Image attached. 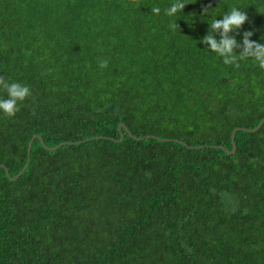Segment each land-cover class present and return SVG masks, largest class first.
<instances>
[{"label":"trees","instance_id":"1","mask_svg":"<svg viewBox=\"0 0 264 264\" xmlns=\"http://www.w3.org/2000/svg\"><path fill=\"white\" fill-rule=\"evenodd\" d=\"M184 2L0 0V76L31 90L0 112V264H264V124L230 152L264 70L201 43L238 7L264 44V0Z\"/></svg>","mask_w":264,"mask_h":264},{"label":"clouds","instance_id":"2","mask_svg":"<svg viewBox=\"0 0 264 264\" xmlns=\"http://www.w3.org/2000/svg\"><path fill=\"white\" fill-rule=\"evenodd\" d=\"M186 4L188 3H185L184 0H173V3L163 10L164 14L168 17L176 16L177 13H182ZM209 12L208 7L203 9L204 15H208ZM151 13L159 15L161 8L153 6L151 7ZM247 20L248 16L244 11L238 7H232L230 11L223 15L222 19H214L209 23V31L202 38L201 43L206 45L210 51L222 57L225 65H233L239 68V61L251 58L258 64L260 69L264 70V44L250 39L253 32L246 31L243 33L242 44L238 43L236 38L231 35L234 31L239 30ZM176 21L169 25L171 29L179 28ZM217 35L220 37L219 40L216 38ZM237 48L241 49L239 54L235 51ZM108 64L107 58H98L97 65L100 69H106ZM0 88L5 91L7 97L0 98V112L9 118L14 117L19 111L18 104L31 95V90L27 85L19 82L10 83L3 76H0Z\"/></svg>","mask_w":264,"mask_h":264},{"label":"water","instance_id":"3","mask_svg":"<svg viewBox=\"0 0 264 264\" xmlns=\"http://www.w3.org/2000/svg\"><path fill=\"white\" fill-rule=\"evenodd\" d=\"M264 124V118L260 121V123L256 126V127H254V128H244V127H237L235 130H234V132H233V150H231L230 152L231 153H234L235 151H236V149H237V145H236V142H235V136H236V132L239 130V129H245V130H247V131H257L258 129H260L261 127H262V125ZM123 127H125L126 128V125L124 124V123H121L120 124V129L121 128H123ZM37 135H34V137H36ZM146 137H149V135H146V136H141V137H137V138H139V139H143V138H146ZM122 139L124 138V135L122 134V137H121ZM34 139V138H33ZM33 139H31V141H30V146H29V148L31 149V146H32V142H33ZM65 143V142H64ZM64 143H60L59 145H57V146H55V147H53V148H56V147H59L60 145H62V144H64ZM194 147H201V146H194ZM25 169H26V166L16 175V176H14V177H12V178H14V179H16V178H18L24 171H25ZM7 172H8V174H9V171L7 170Z\"/></svg>","mask_w":264,"mask_h":264}]
</instances>
